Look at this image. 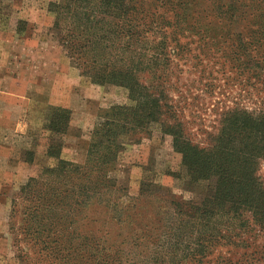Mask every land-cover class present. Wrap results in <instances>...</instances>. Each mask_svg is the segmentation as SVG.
I'll use <instances>...</instances> for the list:
<instances>
[{"label":"trees","instance_id":"1","mask_svg":"<svg viewBox=\"0 0 264 264\" xmlns=\"http://www.w3.org/2000/svg\"><path fill=\"white\" fill-rule=\"evenodd\" d=\"M256 8L259 14L253 17L264 19V0L49 4L53 34L71 64L93 84L125 88L129 104L99 113L83 164L60 158L70 112L51 109L47 129L58 139H51L46 154L56 164L29 178L11 202L9 229L19 261L264 264V244L253 243L258 235L264 238V184L256 175L258 161L264 158V115L228 111L208 147H200L165 125L163 117L171 119L166 88L147 87L140 79L158 81V73L164 75L169 64V52L182 50L170 44L177 39L169 41L165 35L171 27L166 16L174 23L169 30L173 38L183 31L205 38L209 30L197 28L202 13L231 19ZM263 33L256 28L253 36ZM154 34L160 35L155 42H142L143 36ZM152 50L162 59L148 56L146 52ZM157 124L165 126V130L160 127L181 156L180 172L172 175L173 180L191 197L154 196L150 185L143 183L140 193L148 195L153 208L149 214L134 213L137 202L130 206L124 201L125 189L118 187L113 173L119 138L136 131L147 133Z\"/></svg>","mask_w":264,"mask_h":264},{"label":"rangeland","instance_id":"2","mask_svg":"<svg viewBox=\"0 0 264 264\" xmlns=\"http://www.w3.org/2000/svg\"><path fill=\"white\" fill-rule=\"evenodd\" d=\"M58 1L0 0V264H28L17 258L9 215L12 199L27 180L56 164L46 154L51 139H58L47 129L51 109L70 112L60 158L83 164L99 113L129 104L125 88L91 83L66 57L49 11V4ZM256 11L219 20L202 13L197 28L209 30L205 38L184 31L173 38L169 30L174 23L166 16L171 27L165 35L169 41L177 39L170 44L182 50L169 52V64L164 75L158 73V81L140 78L147 87L166 88L171 119L163 117L165 125L200 147H208L219 132L224 113L264 115V36H253L256 28L264 31V19L253 17ZM159 36H143L142 42H155ZM146 53L162 59L157 51ZM160 126L119 138L113 173L118 187L125 189L124 201L130 206L137 202L134 213L149 214L153 208L148 195L140 193L143 183L154 196L191 197L173 180L181 156ZM256 175L264 184V158ZM253 243L263 246L264 238L258 235Z\"/></svg>","mask_w":264,"mask_h":264}]
</instances>
